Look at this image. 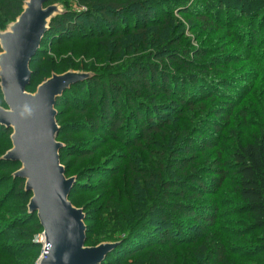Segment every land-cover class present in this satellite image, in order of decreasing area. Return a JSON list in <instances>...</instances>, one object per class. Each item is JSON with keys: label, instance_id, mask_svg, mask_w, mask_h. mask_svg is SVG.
<instances>
[{"label": "trees", "instance_id": "1", "mask_svg": "<svg viewBox=\"0 0 264 264\" xmlns=\"http://www.w3.org/2000/svg\"><path fill=\"white\" fill-rule=\"evenodd\" d=\"M26 1L0 0V28L16 21ZM55 1L60 2L65 11L51 20L50 28L30 65L35 58L44 56L45 45L49 42L96 39L100 52L111 54L110 48L117 44L122 46L120 50L125 54L126 39H145L152 29L167 33L174 12L179 10L174 8L175 4L182 5L179 2L181 0H50L46 5ZM167 5H172V8L167 10ZM262 6L250 12V16L251 21H259L260 28L264 29V3ZM159 7L164 11L161 14L157 13ZM228 8L231 9L224 0L219 1L220 13L216 18H221V11ZM180 13L191 14L195 11L192 12V8H180ZM211 19L202 11L197 13L195 20L190 18L196 21L190 23L194 28L203 26L210 31ZM255 32L259 35V32ZM180 43L176 34L167 36L158 48L138 52L136 58L72 85L64 95L57 98L56 107L63 106L67 110H74L78 102L85 103L83 113L87 114L89 127H93L95 132L101 131L129 145L126 147L127 152L146 150L154 157L139 162V166L132 169L130 174L137 182H142L144 187L145 183L152 182L149 188L151 202L137 207L143 214L141 223L145 224L138 223L135 230H126V235L120 236L117 246L101 264H120L127 257H135L143 251L150 255L149 264H171L167 256L149 247L185 238L190 241L197 236L193 231H182L179 228L178 215L186 221H202L214 225L219 208L213 211L212 207L201 206L202 201L230 184L238 198V211L249 221L247 225L264 232V130L249 139H232L230 133L224 132L217 144L213 138L204 134L195 137L209 129V126H213V132L217 134L224 129V121L219 117L227 118L231 114L227 115L229 107L222 104L225 98L220 93L215 91L203 96L207 91L204 80L215 79L213 77L215 69L219 67L218 59L204 63L203 56L206 57V54L203 55L204 49L201 46L187 48ZM191 49H197L193 53L195 59L188 56L192 53ZM31 70L32 80L27 90L35 78V71ZM224 88L228 92L227 87ZM72 89L84 92L85 99L74 97L70 93ZM218 99L219 105H215ZM0 105L7 107L1 86ZM212 115L214 118H210ZM203 116L206 118L203 119ZM0 132L9 134L11 139L13 130L0 124ZM231 139L232 147L226 152L221 143H228ZM197 145L203 149V153H199L201 149L198 150ZM65 149L63 147L60 153ZM72 153L92 156L95 150L83 147ZM2 162L13 168L21 166L19 162L8 160H0V165ZM91 169L94 167L87 168V171ZM203 169L210 174L209 177H203ZM14 174L7 175L11 181L8 193L18 194L30 201L32 193L25 190L26 181ZM77 185L78 181H75L69 198L75 205H78L74 200ZM191 196L201 203L190 202L188 198ZM3 200L0 195V201ZM27 203L21 205L17 219L29 217ZM129 208L135 209L131 204ZM155 214H160L156 225L150 221ZM32 227L43 229L39 218ZM89 233L87 229L86 245L91 242ZM105 239L114 240L112 236L102 240ZM190 249L191 256L198 259V264H251L245 261L244 256V251L250 248H227L224 242L210 245L201 242L197 248ZM2 251L5 248H0V264L4 263ZM262 259L264 264V253ZM134 264L142 262L136 261Z\"/></svg>", "mask_w": 264, "mask_h": 264}, {"label": "rangeland", "instance_id": "2", "mask_svg": "<svg viewBox=\"0 0 264 264\" xmlns=\"http://www.w3.org/2000/svg\"><path fill=\"white\" fill-rule=\"evenodd\" d=\"M219 1L221 0L179 1L182 5L175 4L174 8L179 10L174 9L172 25L168 27L167 33L160 29H152L145 39L143 37L126 39L125 54L120 50L122 46L117 44H113L110 48L111 54L100 52L96 39L67 40L52 44L49 42L45 45L44 56L35 58L30 65V69L35 71V78L27 91L35 93L37 87L53 74L85 73L89 75L87 78L89 79L93 75L106 72L111 67L122 65L126 60L136 58L138 52L158 48L167 36L176 34V38L181 40L180 44H184L187 48L201 46L204 49L203 55L206 54V57L203 56L204 63L218 59L219 67L215 69L216 73L213 77L215 79L204 80L207 91L203 96L215 91L220 93L225 98L222 104L229 107L227 115L231 114L227 118L219 117L224 121V129L222 128L217 134L213 132L214 127L209 126V129L203 130L205 132L201 131L195 137L203 136L202 134L210 136L215 144L223 138L224 132L230 133L232 139L234 137L249 139L257 135L260 130H264V29L260 28L259 21H251L250 16V12L263 7L264 0H224L231 9L221 11V18H216L220 13ZM53 4L59 6L61 13L65 11L60 2L55 1ZM171 6L167 5L166 9H171ZM180 8H192V12L195 13L183 14L180 13ZM202 11L212 18L210 31L205 30L203 26L198 28L191 26L190 18L195 20L197 13ZM163 12L159 7L157 13ZM10 25L11 23L5 28H0V32L9 30ZM255 31L259 32V35ZM196 50L191 49L189 58H196L193 54ZM224 86L227 87L228 92ZM70 88L72 87L66 89L62 95ZM70 93L77 99L84 100L86 97L84 92L74 89L70 90ZM219 101L220 99L215 105H219ZM84 106L86 105L82 102H78L74 110L55 106L57 122L62 128L57 141L66 148L60 153L66 177L78 181L74 194V200L78 205H73L82 209L85 215L84 224L91 236V242L87 246L95 247L102 243H118L120 236L126 235V230H135L138 223L145 224V222L141 223L143 214L137 207L140 208L139 204L151 202L149 188L152 182L145 183L144 187L142 182H137L130 174L132 169L139 166V162L154 157L146 150L127 152L126 147L129 145H124L120 140L104 135L101 131L95 132L93 127H89L87 114L83 113ZM213 112H210V115ZM205 118L206 116H203V119ZM232 139L228 143L226 141L221 143L226 152L232 147ZM12 146L10 135L0 132L1 161H6L4 156ZM83 147L95 150V153L92 156L72 153ZM197 148L201 149L199 153H203L201 147L197 145ZM203 161L204 159L201 158V162ZM0 166L3 167L0 168V195L4 198L0 201V248H5V251L1 252L3 264H38L45 248L44 229L32 227L38 217L37 214L29 213V209V217L23 216L22 219H17L21 207L26 202L29 205V201L26 197L23 199L18 194L8 193L11 181L8 180L7 175L16 173L21 166L13 168L4 162ZM90 167L94 169L87 171ZM205 172L203 169V177H209L210 174ZM188 200L194 203L200 201L193 196ZM237 201V195L231 184L216 195H209L202 201L201 206L212 207L213 211L219 208L214 225H207L202 221H186L178 215L179 228L182 231H193L197 236L190 241H186V238L179 239L170 243H156L149 248H155V251L167 256L171 264L173 261L176 264H198V259H193L191 256L190 248H197L201 242L209 245L214 242H224L227 248H250L247 252L244 251L245 261L262 264L264 232L247 225L249 221L238 211ZM129 204L134 205L135 209L129 208ZM214 205L219 207L216 208ZM158 215L160 214L151 217L150 221L154 225L159 222ZM107 236H112L114 240H102ZM149 260L150 255L143 251L135 257H127L120 264H134L136 261L149 264Z\"/></svg>", "mask_w": 264, "mask_h": 264}, {"label": "water", "instance_id": "3", "mask_svg": "<svg viewBox=\"0 0 264 264\" xmlns=\"http://www.w3.org/2000/svg\"><path fill=\"white\" fill-rule=\"evenodd\" d=\"M50 0H27L9 30L0 32V86L7 108L0 106V124L12 129V148L4 159L21 163L15 173L32 193L28 209L37 213L44 229L45 248L38 264H101L117 243L86 245L84 213L71 202L75 179L67 178L61 164L63 144L57 98L72 85L86 80L85 73L53 74L35 93L30 63L38 53L51 20L61 13Z\"/></svg>", "mask_w": 264, "mask_h": 264}]
</instances>
